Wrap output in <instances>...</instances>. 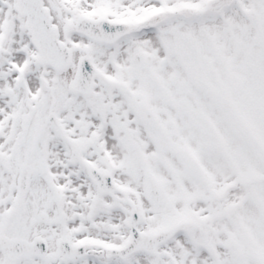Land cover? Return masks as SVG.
Here are the masks:
<instances>
[{
  "label": "snow or ice",
  "instance_id": "1",
  "mask_svg": "<svg viewBox=\"0 0 264 264\" xmlns=\"http://www.w3.org/2000/svg\"><path fill=\"white\" fill-rule=\"evenodd\" d=\"M0 264H264V0H0Z\"/></svg>",
  "mask_w": 264,
  "mask_h": 264
}]
</instances>
